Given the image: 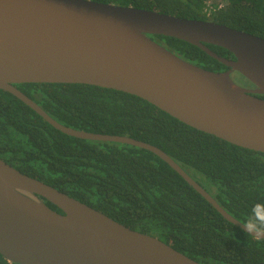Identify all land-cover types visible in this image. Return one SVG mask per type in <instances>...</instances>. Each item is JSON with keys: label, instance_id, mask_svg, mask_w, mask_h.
I'll use <instances>...</instances> for the list:
<instances>
[{"label": "water", "instance_id": "obj_1", "mask_svg": "<svg viewBox=\"0 0 264 264\" xmlns=\"http://www.w3.org/2000/svg\"><path fill=\"white\" fill-rule=\"evenodd\" d=\"M149 35L193 44L228 69H205ZM207 44L227 49L234 58L218 55ZM234 73L253 87L238 84ZM21 83H79L123 91L193 128L264 153L263 37L214 21L94 0H0V89L65 134L153 152L243 229L244 223L159 147L65 126L14 85ZM0 253L18 264H201L2 158Z\"/></svg>", "mask_w": 264, "mask_h": 264}, {"label": "trees", "instance_id": "obj_2", "mask_svg": "<svg viewBox=\"0 0 264 264\" xmlns=\"http://www.w3.org/2000/svg\"><path fill=\"white\" fill-rule=\"evenodd\" d=\"M94 1L214 21L264 38V0ZM149 36L205 69H228L193 44L174 37ZM207 46L218 55L234 58L223 47ZM237 77L252 85L234 73L233 78ZM14 85L65 126L129 136L159 147L242 223L254 204H264L263 152L193 128L147 100L116 89L79 83ZM0 157L201 264H264V238L257 239L227 220L159 156L129 144L65 134L3 89ZM0 264L18 263L9 262L0 253Z\"/></svg>", "mask_w": 264, "mask_h": 264}, {"label": "clouds", "instance_id": "obj_3", "mask_svg": "<svg viewBox=\"0 0 264 264\" xmlns=\"http://www.w3.org/2000/svg\"><path fill=\"white\" fill-rule=\"evenodd\" d=\"M242 225L244 232L253 236L264 237V204H254L246 222Z\"/></svg>", "mask_w": 264, "mask_h": 264}, {"label": "rangeland", "instance_id": "obj_4", "mask_svg": "<svg viewBox=\"0 0 264 264\" xmlns=\"http://www.w3.org/2000/svg\"><path fill=\"white\" fill-rule=\"evenodd\" d=\"M239 77L234 79L238 84L243 85V86H249V84L247 82H245L243 79H240Z\"/></svg>", "mask_w": 264, "mask_h": 264}, {"label": "flooded vegetation", "instance_id": "obj_5", "mask_svg": "<svg viewBox=\"0 0 264 264\" xmlns=\"http://www.w3.org/2000/svg\"><path fill=\"white\" fill-rule=\"evenodd\" d=\"M246 87H253L252 85H249V86H246ZM0 158H2V157H0ZM3 159V158H2ZM4 160V159H3ZM5 161V160H4ZM5 162H7V161H5ZM8 163V162H7ZM8 164H10V163H8ZM11 165V164H10ZM13 166V165H12ZM14 167V166H13ZM16 168V167H15ZM17 169V168H16ZM22 172V171H21ZM90 206V205H89ZM59 212V211H58ZM101 212V211H100ZM60 213H63L62 211L60 212Z\"/></svg>", "mask_w": 264, "mask_h": 264}]
</instances>
